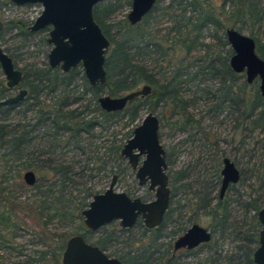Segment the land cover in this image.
Masks as SVG:
<instances>
[{"label": "trees", "instance_id": "16d2710c", "mask_svg": "<svg viewBox=\"0 0 264 264\" xmlns=\"http://www.w3.org/2000/svg\"><path fill=\"white\" fill-rule=\"evenodd\" d=\"M215 1L157 0L152 10L134 26L127 21H115V16L126 6H130L131 0H103L96 4L93 10L94 19L111 44L105 59L107 81L103 85L96 86L89 85L81 67L73 68L67 73L62 72L58 67L50 68L47 63L44 66L26 63L18 67L17 63L20 60L18 50L33 37L38 36V43L45 47L47 56L50 49L46 41L48 28L31 31L30 23L21 20L4 22L0 38L9 28L16 29L11 40L19 39L23 42L21 46L12 45L4 47L3 50L11 57L14 65L22 71L18 88L26 89L27 93L24 99L16 104L0 105V171H4L6 169L4 167L10 168V165L24 158L21 163L23 170H34L39 179L47 180L51 174L58 175V190L63 197L67 195L68 198L62 201L59 197H54L53 191L49 190V194L46 195L50 200L47 209L52 211L53 216L81 220V212L89 202L85 201V198L73 199L72 194L67 193L66 189L68 182H73L70 175L76 173L73 170L74 165L63 161L56 162L49 158L30 162L31 158L34 159L30 150L33 133L42 131L43 135L53 140L65 141L66 144L71 142L74 148H80L87 155L88 162H91L94 160V154L90 152H96L98 149V146H95L93 150L89 147L93 145L96 127L118 115L124 117L127 124H130L139 118L145 106L153 112L159 103H164L174 107V113L180 118L184 117L186 124L197 123V120H194L187 112L192 101L184 97L187 87L196 83L198 90H204L213 98V106L208 111L219 113L227 109L237 115V123L242 130H259L254 136L253 143H257V148L261 149L263 155L262 159L253 162L250 166L239 168L241 177L237 184L242 185L249 178L254 177L259 191L255 196L244 197L236 189L237 184H232L226 192L234 190L236 196L231 198L225 192L224 197L220 198L218 169L214 176L216 181L208 177L198 182V188L194 194V205L198 209H204L205 214L209 215L211 220L208 226L212 238L214 234L222 238L234 234L240 241L234 252L223 253V255L214 253L216 256L212 257L210 262L208 259L205 260V264L223 263V261L224 263L255 264L252 258L258 245L260 229L256 213L264 207V98L259 93L256 80L247 83L244 78L241 85L236 86L240 74L235 73L229 66V57L232 54L230 47L225 54H222L213 49V45L206 44L204 40L211 37L221 46H226L229 45L225 36L227 27H233L238 31L246 28L248 35L255 40L257 54L264 59V0H221V4H215ZM156 11H160L168 18L169 26L164 33H161V28L154 32L148 30L149 19ZM223 18L229 22L228 25L223 22ZM219 31L220 34H218ZM199 49H204V55H193ZM152 53L166 61L168 65L165 72L161 70L159 75L153 73L145 62ZM2 74L0 68V75ZM79 74L84 82L85 90L78 95L75 80ZM205 81L215 82L214 90L209 87L201 89L199 83ZM141 84H148L152 89L151 92L129 101L123 110L105 112L99 107L97 102L99 96L105 94L117 96L121 92L135 90ZM249 85L253 86L252 90L245 94V87ZM12 89L8 88L5 80L0 78V99L11 96ZM86 93L90 94L91 99L85 105L69 108L72 101L80 100ZM91 100L94 101L92 108H90ZM29 111H33L34 115L26 118V113ZM17 112H21L24 122L19 119L14 124L10 123L9 118ZM99 117L103 122L98 120ZM243 141L242 139L240 144ZM121 148L122 140L116 146L113 144L108 146L107 153H112L121 160ZM233 162L237 166V161ZM187 177L188 172L185 169L177 170L173 175H169V183L172 185L170 205L158 227L152 229L144 227V231H149L150 236L145 238V235H142L135 240L127 236L129 248L126 251L108 254L119 258L123 264H176L172 258L176 254H173L171 242L164 247L161 243L157 245L156 242L162 236L164 237V234L160 232L170 223L174 227L170 232L172 239L180 236L187 229L186 221H190V218L183 220L188 214L186 206L179 202L173 205L172 201L175 196L173 191L177 190L175 183H179V188L185 192L188 189V184L185 182ZM215 187L217 193L212 196L211 192ZM233 201L244 209L245 218H249L248 226H245V222L239 223L234 217ZM0 224L7 227L15 225L8 211H0ZM136 224L144 226L140 220ZM77 231L70 234L68 238L71 235L80 234L88 240L91 234L82 222H79ZM97 231L101 232L100 236L91 243L107 253L111 246L119 243L120 238L131 231V227L116 228L115 222H112ZM66 240L67 238H64L58 248L57 257L53 259L57 264L61 260V252ZM206 245L208 244L184 251L186 254L194 253ZM170 250H172L171 255L168 256L167 251Z\"/></svg>", "mask_w": 264, "mask_h": 264}, {"label": "rangeland", "instance_id": "374dc122", "mask_svg": "<svg viewBox=\"0 0 264 264\" xmlns=\"http://www.w3.org/2000/svg\"><path fill=\"white\" fill-rule=\"evenodd\" d=\"M9 2V0H0V20L3 23L8 20H21L31 25L42 11L40 4L19 6ZM215 4H221V0H216ZM129 10L130 6H126L115 16V21H127L126 15ZM223 22L227 25L229 24L225 18H223ZM149 23L150 28L148 30L150 32L161 28V33H164L169 26L167 16L160 11L152 13ZM240 31L246 35L249 34L246 28H241ZM15 32L16 29L9 28L2 34L3 37L0 38V47L2 49L12 45H23V42L19 39L11 40V36ZM210 32L212 33L213 31ZM218 34H220V31ZM204 42L213 45V49L217 52L220 51L222 54H225L230 47L229 45L221 46L216 39L211 37H207ZM25 45L18 50L20 59L17 63L18 67H22L26 63H33L38 66H44L47 63L45 47L39 45L38 36L33 37ZM204 53V49H199L193 55L203 56ZM145 62L147 67L158 75L161 70L165 72L168 66L166 61L161 60L160 57L153 53ZM0 78L5 80L3 74L0 75ZM244 78V73H240L236 86H240ZM215 84L212 81L199 83L201 89L209 87L213 90L216 87ZM75 85L78 90L76 94L79 95L85 90L80 74L75 80ZM142 85L138 86V88ZM196 85V83L190 84L184 97L192 101L187 108V112L194 120H197V123L186 124L184 117L180 118L179 115L174 113V107L164 103H159L153 112L159 119V139L166 152L168 175H173L175 171L180 169H185L188 172V177L185 180L188 184L186 192L179 188V183H175L177 190L173 191L175 192L172 200L173 205L179 202L186 206L188 214L183 220L190 218V221H186V228L193 223H199L210 229L208 226L211 220L209 215L205 214L206 211L204 209H198L194 205V194L198 188V182L208 177H212L216 181L214 177L216 170H221L222 158L225 156L232 161L236 160L238 168H246V165L250 166L253 162L262 159L263 155L261 149L257 148V143H253L254 136L259 130H242L239 123H237V115L227 111V109L219 113L208 111L213 106V98L211 95L206 94L204 90H198ZM252 87L251 85L245 87L244 93H250ZM15 93H17V89L10 91L11 95ZM121 94L123 92L117 96ZM89 99H91L90 94L86 93L80 100L72 101L69 104V108L83 106ZM93 102L91 100L90 108L94 107ZM147 112L149 110L145 106L141 110L139 118L130 124H127L126 119L120 115L111 118L107 122H103L99 117L98 120L100 122L102 120L103 123L96 127L92 140L93 145L89 146L91 150L98 146L96 152H90L94 154V160H91V162H88L87 155L80 148H74L71 142L66 144L65 141L53 140V138L43 135L42 131L35 132L33 133L34 137L30 146L31 156L34 159L31 158L30 162H35V160L38 162L49 158L56 162L63 161L66 164L74 165L73 170L76 173L70 175L73 182H68V187L66 188L67 193L72 194L73 199L85 198V201L89 202L92 199L90 194L103 192L108 187L112 176L116 174L117 180L114 190L124 191L131 197L140 196L142 199L151 200L154 198L153 193L146 186L138 185L135 171L131 169L127 160L123 157L120 160L112 153H107L108 146L112 144L116 146L120 143V140H122V145L125 143L132 135L134 127L141 123ZM33 115L34 112L29 111L26 113V118H30ZM19 119L24 122L21 112L12 114L8 121L14 124ZM242 139L244 141L240 144ZM23 159L10 165V168L4 167L6 169L0 171V211H8L12 222L15 224L9 227L0 224V264H57L53 259L59 253V246H61L64 238H68L70 234L78 232L77 228L82 219L68 220L63 216L52 215V211L47 209L50 200L46 195L49 194V190L53 191L52 195L54 197L57 196L62 201L68 198L67 195L63 197L58 190V175L51 174L47 180L44 178L39 180L38 178L35 185L27 186L22 178V174L25 171L21 166ZM169 186L172 191L170 183ZM257 188V181L254 177L249 178L242 185H236V189L244 197L258 194ZM216 193L217 188L215 187L211 195L214 196ZM226 194L231 198L236 196L234 190L227 191ZM213 202H215V199H213ZM63 205L65 206V203ZM233 215L239 223L245 222V226H248L249 218H245L244 209L234 201ZM115 227H120L118 221H115ZM144 227L137 224L132 226L131 231L126 236H122L119 243L111 246L107 253L126 251L129 248L128 240H126L127 236L134 240L139 239L142 235H145V238L150 236V232H145ZM173 229L172 223L166 225L160 232L164 234V237L162 236L158 239L156 244L161 243L162 247H164V245L171 242L173 246V242L177 238L172 239L171 237L170 232ZM100 233V231L91 233L88 240L90 242L95 241L100 236ZM135 243L138 244V242ZM207 244L194 253L186 254L183 249L179 250L172 258L176 264H205V260L208 259L210 262L217 252L221 253V255L227 252H234L240 241L234 234L223 238L214 234L212 240ZM171 251H167L168 256L171 255ZM59 263L61 264V262ZM216 264H236V262L224 263L223 261V263Z\"/></svg>", "mask_w": 264, "mask_h": 264}, {"label": "water", "instance_id": "95a60500", "mask_svg": "<svg viewBox=\"0 0 264 264\" xmlns=\"http://www.w3.org/2000/svg\"><path fill=\"white\" fill-rule=\"evenodd\" d=\"M15 5L40 4L41 13L29 26L31 31L48 28L46 41L50 45L47 63L50 68L58 67L62 72L81 67L91 86L103 85L107 81L105 59L110 48V41L94 19L93 10L103 0H9ZM156 0H131L127 22L134 26L150 12ZM4 23L0 20V32ZM227 42L232 50L229 66L235 73H244L247 83L257 81L260 95L264 98V59L256 52L255 40L233 27L225 29ZM0 68L8 88L18 87L22 71L16 67L11 57L0 47ZM148 84L119 96L101 95L97 102L105 112L123 110L129 101L149 94ZM27 91L20 88L14 95L0 99V105L16 104L23 100ZM120 154L135 170V177L140 186L154 192V198L148 201L140 196L131 197L124 191L114 190L116 174L112 176L108 187L93 195L88 206L81 212L86 229L96 231L113 221H118L121 228H129L141 220L146 228L158 227L170 203L169 175L167 173L166 152L159 139V119L149 111L141 123L134 127L132 135L122 145ZM142 157L141 161H139ZM219 196L223 197L227 188L236 184L240 169L227 156L222 158L220 170ZM23 179L33 185L34 173L27 170ZM260 224L258 245L253 252V262L264 264V207L257 213ZM212 233L198 223H193L173 242V249L192 250L208 243ZM62 264H123L114 256L88 242L81 235H73L66 241L61 255Z\"/></svg>", "mask_w": 264, "mask_h": 264}, {"label": "flooded vegetation", "instance_id": "af4514ba", "mask_svg": "<svg viewBox=\"0 0 264 264\" xmlns=\"http://www.w3.org/2000/svg\"><path fill=\"white\" fill-rule=\"evenodd\" d=\"M156 1H157V0H156ZM155 4H156V3H155ZM130 5H131V4H130ZM153 7H154V6H153ZM151 10H152V9H151ZM151 10H150V11H151ZM148 13H149V12H148ZM148 13H147V14H148ZM147 14H146V15H147ZM146 15H145V16H146ZM145 16H144V17H145ZM227 28H228V27H227ZM239 74H240V73H239ZM14 89H17V91L19 90L18 87H15ZM151 90H152V89H151ZM150 92H151V91H150ZM147 95H148V94H147ZM145 96H146V95H145ZM120 151H121V150H120ZM120 155H121V154H120ZM121 157H122V156H121ZM123 158H124V157H123ZM141 159H142V157H140L139 161H141ZM166 163H167V162H166ZM131 169H132V168H131ZM28 170H31V171L34 173L35 182H34L33 185H35V184L37 183V181H38V175H37V173H36L34 170H32V169H28ZM132 170H134V169H132ZM26 171H27V170H25L24 173H25ZM134 171H135V170H134ZM24 173L22 174V178H23ZM116 176H117V175H116ZM39 180H40V179H39ZM111 180H112V178H111ZM116 180H117V177H116ZM23 181H24V179H23ZM24 183H25V181H24ZM115 183H116V182H115ZM137 183H138V182H137ZM25 184H26V183H25ZM26 185H27V186H33V185H28V184H26ZM138 185H139V184H138ZM139 186H140V185H139ZM142 186H146V187H147V184L142 185ZM169 187H170V186H169ZM147 189H148V188H147ZM148 190H149V189H148ZM149 191H151V190H149ZM170 191H171V189H170ZM151 192L153 193V196H154V192H153V191H151ZM96 194H97V193H96ZM94 195H95V194H94ZM224 195H225V194H224ZM224 195H223V197H224ZM92 197H93V196H92ZM219 197H220V196H219ZM223 197H220V198H223ZM141 199H142V198H141ZM142 200H145V199H142ZM145 201H148V200H145ZM89 202H90V201H89ZM88 204H89V203H88ZM169 205H170V203H169ZM168 208H169V207H168ZM167 211H168V210H167ZM167 211H166V213H167ZM166 213H165V214H166ZM81 216H82V214H81ZM164 216H165V215H164ZM140 221H141V220H140ZM113 222H115V221H113ZM111 223H112V222H111ZM111 223H109V224H111ZM82 224H83V216H82ZM109 224H108V225H109ZM83 226H84V224H83ZM106 226H107V225H106ZM133 226H134V225H133ZM84 227H85V226H84ZM102 227H104V226H102ZM100 228H101V227H100ZM85 229H86V227H85ZM86 230H88V229H86ZM98 230H99V229H98ZM88 231L91 232V233H93V232H96L97 230H96V231H90V230H88ZM74 235H80V234H74ZM181 235H182V234H181ZM71 236H73V235H71ZM71 236H70V237H71ZM81 236H82V235H81ZM70 237H69V238H70ZM82 237H83V236H82ZM83 238H84V237H83ZM85 239H86V238H85ZM67 240H68V238H67ZM67 240H66V241H67ZM66 241H65V244H66ZM87 241H88V240H87ZM88 242H90V241H88ZM65 244H64V247H65ZM201 245H202V244H201ZM172 247H173V246H172ZM198 247H199V246H198ZM196 248H197V247H196ZM63 249H64V248H63ZM194 249H195V248H194ZM179 250H182V249H179ZM179 250H176V251H175V250L173 249V254L176 253V252L179 251ZM183 250H187V249H183ZM192 250H193V249H192ZM62 252H63V250H62ZM62 252H61V255H62ZM60 262H61V260H60ZM61 264H62V263H61Z\"/></svg>", "mask_w": 264, "mask_h": 264}]
</instances>
